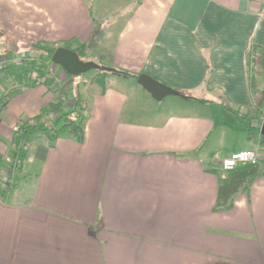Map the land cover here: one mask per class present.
I'll return each instance as SVG.
<instances>
[{
	"label": "crops",
	"instance_id": "crops-1",
	"mask_svg": "<svg viewBox=\"0 0 264 264\" xmlns=\"http://www.w3.org/2000/svg\"><path fill=\"white\" fill-rule=\"evenodd\" d=\"M0 32L28 45L86 42L85 55L126 73L86 101L77 89L82 131L36 138L19 163L14 131L54 120L59 89L50 72L1 79L0 96L17 90L0 112V264H264V135L229 148L219 121L233 111L261 132L264 82L252 85L248 58L264 47V0H0ZM141 73L180 94L142 104L157 99ZM63 78L70 108L73 78ZM238 150L259 161L222 169ZM232 181L235 197L217 208Z\"/></svg>",
	"mask_w": 264,
	"mask_h": 264
},
{
	"label": "trees",
	"instance_id": "trees-1",
	"mask_svg": "<svg viewBox=\"0 0 264 264\" xmlns=\"http://www.w3.org/2000/svg\"><path fill=\"white\" fill-rule=\"evenodd\" d=\"M65 47L73 49L78 52L81 59H83L85 53L88 50V43H82L80 46H73L72 43L66 42L64 44ZM32 49H35L34 53H25L23 54L22 62L19 65H9L6 70L0 71V80L3 77H7L12 79L13 82L20 81L21 79H31V74L33 72H37L39 76H43L50 72V65H52L53 54L55 50L58 48V45L55 43H35L32 45ZM13 56H17L15 54H11ZM255 56V58L253 57ZM256 56L261 60V76L257 77L254 75L255 68L252 67L253 62L256 60ZM84 60V59H83ZM249 65L251 68V76H252V85H258L259 81L262 79L264 82V47H260L256 44L252 45L251 50L249 52ZM258 60V58H257ZM114 74H126L125 72H121L119 70H115L113 72L100 70L95 75L94 79H96L97 85L104 89L107 85V75ZM54 79V77L52 76ZM34 82H36L34 80ZM37 83V82H36ZM56 85V84H55ZM59 89V93L57 99L53 100L50 103V110L57 115L54 120L45 122L41 118H37L34 120H23L18 128L13 133V145L15 147V161H24L27 154L28 148L30 144L38 137H46L51 144L59 137L63 135H76L80 133L85 124V117H83L80 112L78 101L79 95L76 96V102L70 107L65 108V99L64 96H67L65 91V87L61 85H56ZM16 88L12 89L9 93L0 96V112L5 110L8 103L12 99V97L16 93ZM264 92V90H263ZM264 94V93H263ZM264 97L262 100L256 104L255 111L253 113V117L257 120V125L259 126V122L261 119L259 118V113L262 114L264 111ZM27 147H24V146ZM247 171V170H245ZM245 179V177L243 178ZM242 178H238L237 182L240 183ZM235 181L230 182L229 185H225V187H220L219 192V200L217 202V208H222L231 202V200L235 197L236 193L226 194V190L236 188L233 185ZM231 185H233L231 187Z\"/></svg>",
	"mask_w": 264,
	"mask_h": 264
},
{
	"label": "rangeland",
	"instance_id": "rangeland-1",
	"mask_svg": "<svg viewBox=\"0 0 264 264\" xmlns=\"http://www.w3.org/2000/svg\"><path fill=\"white\" fill-rule=\"evenodd\" d=\"M1 33V32H0ZM32 45H28V44H21L20 42H18L17 40L11 38V37H3L0 38V51L1 52H8V50H12L15 53V55L20 56L22 54L25 53H29L30 50H33V52L35 51V49H32ZM16 51H15V50ZM28 50V51H27ZM9 54V53H6ZM83 59L85 61H93L96 62L102 66H109L106 65V61L103 60L102 58L99 57V55H95V56H90L89 55H84ZM82 59V60H83ZM55 65L56 68L61 69L62 73V78H65V81H70V79L73 78V82L70 83L72 86V90L70 91V100L73 101L74 98H76L77 95V89H79L82 92L83 98L86 101L88 95H90V93L93 91L95 85H97L96 83V79H94L95 75L98 73V71H100L99 69L93 68L90 70H87L79 75H71L69 73H67L64 69H62L60 67V65L56 64V63H52ZM111 67V66H109ZM114 74V73H111ZM110 74V75H111ZM64 79V78H63ZM63 83L65 84V82L63 81ZM3 84H6V86H8L9 84L6 82H2L0 80V95L3 93V89L1 86H3ZM78 87V88H77ZM86 93L88 94L86 97ZM91 97V96H90ZM178 96H174V95H170L168 96L165 100L163 101H156L154 99H147V104L145 102H142V104L144 105H149L148 102L152 103V105L154 106H164L168 103V99H175ZM65 98H67V96H65ZM67 99H65L66 101ZM79 108H80V112L82 113L83 117H85V104L87 105V102H84L82 100V102L80 101L79 103ZM242 108H245V106H242ZM227 112V111H226ZM222 114V116L220 115L219 121H222L221 125L223 127V135H224V145L226 147H241L243 146V144H245L248 140H249V136L250 134H254V137H257L260 135V131L258 130L257 126L253 123V121L251 119L248 118H244L242 116L237 115L236 112L230 111V113H226ZM221 128V127H220Z\"/></svg>",
	"mask_w": 264,
	"mask_h": 264
},
{
	"label": "water",
	"instance_id": "water-1",
	"mask_svg": "<svg viewBox=\"0 0 264 264\" xmlns=\"http://www.w3.org/2000/svg\"><path fill=\"white\" fill-rule=\"evenodd\" d=\"M52 60L71 75H79L93 68L110 72L116 70L113 67L102 66L93 61L82 60L77 51L65 46H60L55 50ZM138 83L142 85L149 93H151V95L157 100H162L168 95L180 94L177 90L146 73H141L138 76ZM261 133L264 135V120L261 124Z\"/></svg>",
	"mask_w": 264,
	"mask_h": 264
},
{
	"label": "built area",
	"instance_id": "built-area-1",
	"mask_svg": "<svg viewBox=\"0 0 264 264\" xmlns=\"http://www.w3.org/2000/svg\"><path fill=\"white\" fill-rule=\"evenodd\" d=\"M255 58V56H253ZM257 56L256 60L253 62L252 67L257 68ZM23 59V54L20 56H13L11 54H1L0 55V71L6 70V68L9 65L15 64L19 65L22 62ZM50 73L54 77V83L56 85H61L63 84V78L61 75L58 74L56 67L54 64L50 65ZM32 80L37 81V83L44 82L46 81L45 77L39 76V74L35 71L31 74ZM65 99V96L63 97ZM54 116L53 114L49 116L51 118ZM262 119L264 120V114L262 115ZM24 147H27L26 145ZM259 161L258 158V153L254 150H238L227 157L223 158L220 161V165L222 169L228 170V169H233L239 166L240 164H251L254 165ZM20 161L18 160L17 163Z\"/></svg>",
	"mask_w": 264,
	"mask_h": 264
}]
</instances>
